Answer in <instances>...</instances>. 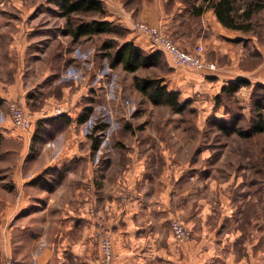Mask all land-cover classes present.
<instances>
[{
  "label": "crops",
  "instance_id": "1",
  "mask_svg": "<svg viewBox=\"0 0 264 264\" xmlns=\"http://www.w3.org/2000/svg\"><path fill=\"white\" fill-rule=\"evenodd\" d=\"M101 1L103 19L126 31L123 41L155 50L148 36L132 24L159 25L187 50L202 45L205 59L217 65L214 71L185 72L217 76L219 82L227 70L237 69L239 58L233 52V40L242 31L225 27L206 2ZM64 51L66 45L57 51V63L48 60L49 70L40 78L61 73L59 67L67 61ZM96 75L99 81L97 70ZM201 83L197 75L174 76L170 84L175 87L169 90L181 92L199 88ZM222 84L220 81L219 86ZM34 93L37 96L38 92ZM15 94L14 100L24 104L26 93ZM71 94L64 97L66 104L68 99L77 98ZM44 96L40 102L50 108L51 97ZM67 109L72 116V107ZM68 120L64 117L57 126L64 127ZM157 128L146 125L140 129L145 135L126 139L118 135L116 141L109 140L114 156L110 154L113 161L108 166L98 160L105 145H93L95 150L88 153V145H81L87 140L78 141L79 146L72 144L56 163V173L43 175L38 181V175L55 162L48 163L41 156H20L10 177L14 191L0 190V259L10 257L15 264H98L100 252L93 231L102 227L113 243L111 264H264V174L250 175L256 178L251 193L245 191L248 188L239 173L218 176L173 171L170 163L177 152L164 140L153 141L151 134ZM38 130L39 126L32 129L34 136ZM121 148L125 152L121 153ZM182 167L185 169V164ZM175 217L191 227V237L185 242L175 241L172 235L170 220Z\"/></svg>",
  "mask_w": 264,
  "mask_h": 264
},
{
  "label": "rangeland",
  "instance_id": "2",
  "mask_svg": "<svg viewBox=\"0 0 264 264\" xmlns=\"http://www.w3.org/2000/svg\"><path fill=\"white\" fill-rule=\"evenodd\" d=\"M247 1H240L237 5L244 6ZM78 16L85 20L98 17L97 14ZM251 20L252 29L239 32L233 40V52L239 58L237 69H226L229 73L220 80L223 83L221 86L237 78L249 81L232 94H221L216 100L215 96L221 92L220 81L216 80L220 78L193 74L195 71L187 73L186 69L176 67L166 56L162 64L141 68L135 73L164 76V83L171 90L169 87H175L170 84L174 76L185 78L187 74L200 77L202 83L199 88L193 86L180 90V101L186 100L187 104L185 110L178 113L167 105L153 104L142 95L133 84L134 73L124 71L121 66H109L102 44L108 39L122 42L126 31L120 26L114 25L120 31L82 36L73 41L61 33L65 18L60 17L58 7L51 0H0V132L5 135L0 143V190L14 191L11 173L24 154L32 158L41 156L48 163L55 162L54 166H47L36 181L43 179V175L56 173V163L65 157L68 147L72 144L79 146L78 141L81 140H87L81 145H88V153L95 150L93 145H105L98 160L108 166L113 161H110V154L114 156L107 144L109 140L116 141L118 135L124 139L135 134L145 135L140 129L154 125L158 131L156 129L151 134L153 141L164 140L169 149L177 152L178 156L170 163L173 171L183 170L189 175L212 172L218 176L239 173L248 188L245 191L252 193L256 181L250 176L253 173L252 155L256 147L259 149V144L264 143V132L245 139L235 134H223L218 125L224 120L246 129L258 118L264 120V9L251 15ZM62 45H66L64 55L67 61L60 65L61 73L40 78L43 72L47 74L49 61L53 64L58 62L56 53ZM16 92L19 95L26 93L25 106L14 100ZM34 92H38L37 96ZM71 93L77 98L68 99L66 104L64 97H72ZM43 95L51 97L50 108H44L45 104L40 102ZM259 100H262L261 110L256 109V101ZM10 101L31 112L35 109L39 116L31 130L21 131L12 126L7 112ZM70 106L72 116L67 112ZM64 117L69 119L67 124L57 126ZM35 126H39V130L34 136L32 129ZM73 139L77 142H72ZM119 150L123 153L126 149ZM260 157L264 171V150ZM184 164L185 169L182 167ZM23 166L26 167V164ZM65 167L63 164L61 169L65 171ZM100 229L105 228L93 231L98 247L95 232ZM99 257L100 254L98 260Z\"/></svg>",
  "mask_w": 264,
  "mask_h": 264
},
{
  "label": "trees",
  "instance_id": "3",
  "mask_svg": "<svg viewBox=\"0 0 264 264\" xmlns=\"http://www.w3.org/2000/svg\"><path fill=\"white\" fill-rule=\"evenodd\" d=\"M59 9V15L65 18V26L62 30L64 35L77 41L82 36H91L97 33H111L120 31L114 25L104 20L105 9L101 0H52ZM206 2V7L213 8L217 19L227 28L249 32L252 29L251 15L264 9V2L260 0H249L243 9L237 5L244 0H201ZM203 3L198 5L199 11ZM79 14H97L98 17L84 19ZM105 56L109 59V66H121L124 71L134 73L132 80L137 90L146 96L153 104L167 105L175 112L181 113L185 110L187 101H180V92L171 91L164 83V76H145L135 74L141 68L155 67L164 62V53L157 50H143L132 41L118 42L116 39H108L102 44ZM249 84L244 78L229 81L221 87V92L215 96L219 99L221 94H232L241 86ZM264 99V95L262 96ZM262 100L256 101V109L261 110ZM261 117V113L258 112ZM219 129L225 135L235 134L240 138L251 139L264 132V120L257 119L248 128L243 129L229 121H220ZM0 133V143L2 141ZM264 143L259 144V149L253 151V173L264 174L260 157L263 154ZM258 165V166H257ZM262 168V169H261Z\"/></svg>",
  "mask_w": 264,
  "mask_h": 264
},
{
  "label": "built area",
  "instance_id": "4",
  "mask_svg": "<svg viewBox=\"0 0 264 264\" xmlns=\"http://www.w3.org/2000/svg\"><path fill=\"white\" fill-rule=\"evenodd\" d=\"M132 27L147 35L153 48L164 53L176 67L200 72L214 71L217 67L215 62L205 59V50L200 44L196 45L193 50H187L176 41L171 33L159 25L135 21ZM8 116L13 127L29 131L39 115L35 111L27 110L15 101H10ZM170 230L175 241L181 243L187 241L192 233L191 227L178 218L171 219ZM95 234L100 247L98 264H110L113 258V244L110 234L107 229H100ZM0 264L15 263L12 258L5 257L0 259Z\"/></svg>",
  "mask_w": 264,
  "mask_h": 264
}]
</instances>
